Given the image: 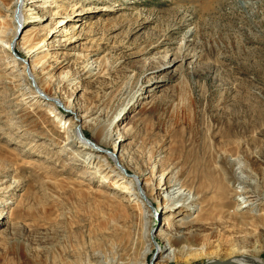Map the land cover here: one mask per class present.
I'll return each instance as SVG.
<instances>
[{"label": "rangeland", "instance_id": "374dc122", "mask_svg": "<svg viewBox=\"0 0 264 264\" xmlns=\"http://www.w3.org/2000/svg\"><path fill=\"white\" fill-rule=\"evenodd\" d=\"M0 2V264H203L229 259L231 246L264 260V0H24L27 23L16 0ZM26 56L41 99L5 74ZM78 115L77 133L67 126ZM119 134L114 166L115 139H104ZM214 137L258 194L245 224L229 216L235 204L220 219L206 206L212 222L188 225L201 207L161 212L167 193L152 189L163 171L172 181L194 174L195 144ZM120 175L128 180L114 186ZM134 181L146 189L140 202L122 200ZM168 220L188 226L171 236ZM163 230L174 249L160 253ZM133 240L123 259L120 245Z\"/></svg>", "mask_w": 264, "mask_h": 264}, {"label": "bare ground", "instance_id": "6f19581e", "mask_svg": "<svg viewBox=\"0 0 264 264\" xmlns=\"http://www.w3.org/2000/svg\"><path fill=\"white\" fill-rule=\"evenodd\" d=\"M21 1H24V0H16V2H17V10H16L17 19H19L23 15L24 21H25V23H27L28 21H26L27 19L25 17L26 14L24 15V11L22 10V3H24V2L21 3ZM0 6H2L4 9L8 8L6 6V4H4L3 2H0ZM9 9H10V7H9ZM18 25L19 24L17 23L16 28H14V32H13L14 36L11 39H14L15 34L17 32V29H18L17 28ZM1 30H3V29H1ZM0 33L2 34V31ZM193 33H194V31L192 29H190L186 33L184 39L187 38V41H188L189 37H191L193 35ZM15 45H16V42L15 41L12 42V40H11L8 43L7 47H8V49H10L11 52H13L15 50ZM181 48H180V50H182ZM34 51H35V48L31 47L27 52L30 53V55H31L34 53ZM188 57H190L189 54H184L182 56L183 59H186ZM22 59L23 60L20 61V60H17V59L12 57L11 61L7 64V66L4 69L6 76L8 77V79L11 82H15V81H18L19 79H22V78H19V76L21 77V75H22V77L24 79L28 80L29 87L32 88L34 95L39 97L40 99L43 98V96L41 94L46 95L45 94L46 92L39 86L36 77L33 75L32 70H31V65H29V63H28L29 59H27V56L23 57ZM177 59H181V56L180 57L176 56L175 60H177ZM164 61L168 62V60L166 58ZM31 75L35 78V82H36L35 84H33L28 77ZM34 89H37L38 93ZM19 93L21 95L22 103L24 105H27V107H28L29 103L31 101V95H30L31 93L29 94L28 91H26L24 89H22L21 92L19 91ZM50 98L44 97L43 100L44 101L50 100ZM65 107H66L65 109L71 108L70 106H68V104ZM68 110L71 111V109H68ZM121 115L122 114H120L117 118L111 120L110 125L112 126L116 121L123 120L124 117L123 116L121 117ZM83 118H84L83 115H78L77 119L76 120L73 119L72 121H70L67 127L69 129L70 128L73 129V127H74L76 129L75 130V132H76L77 129L81 125L79 121L82 122ZM77 133H78V131H77ZM78 136L74 140L76 142H79L80 144H82V146H84L86 149H91V147L87 146L85 143H83ZM221 136H225V135H221ZM113 139H115L114 149H113V151H110L111 152L110 155L113 156V159H114L113 162H116V160L118 159V157H116V152H118V149L120 148L121 142L125 141L127 139V136H123V135L119 134V136L117 138L116 137L114 138L111 135L110 137L106 138V140L104 139V141L107 144L110 140H113ZM215 140H216V138L214 137L213 142L211 143V146L213 148H211V146L209 148L205 141H203L202 143L199 142L198 144H195V146H194L195 158H194V163H193L194 174L188 175L184 181H179V180L172 181L171 178H169V177L165 179L164 178L165 171H163L161 173L160 182L164 181V183H159L157 186L152 188L153 190L155 188H161V189H163V192L167 193L166 197H165V202H164L165 204L162 207L161 212L162 211L163 212L169 211L172 209L173 210L176 209L175 211H181V210H184L187 208H189L190 210L192 208V209H194V212H195L198 207H201V210L198 212V214L193 219H191L190 222H188V225H189V223H190V225H192V224L195 225L196 223H210V222H212V218H211L212 212H210L209 210L207 212H204V210H202V209H204V207L215 205L221 211L222 208H230L232 205L236 204L237 206H236V209L234 210L235 213L229 214V216L234 219V222L236 224L237 223H240V224L247 223L246 219L248 217H246L243 214L242 210L245 207H250V206L252 207V205L254 204V199L256 198L255 196H258V194H257L256 190H254L251 187L252 182H250L242 174V171H241L242 168H241L240 172H237L236 169H233L234 163L230 159V157H228V154L226 152H222V151H220V153H219V151L217 149H215ZM117 141H118V144H117ZM194 143H195V141H194ZM91 156H92V154H91ZM118 164H119V162L117 161L116 164L114 163L113 165L118 166ZM122 166L125 167L124 164ZM100 169H102V168H100ZM172 172H173L172 170L171 171L169 170V173H172ZM135 176H136V174H135ZM153 176H155V174ZM139 179L141 180V178H139ZM127 180L128 179L126 178V176L123 177L120 175L119 178L118 179L115 178L114 181H112V183L114 184V186L120 187V185L123 182H126ZM237 183L240 186L236 187L235 184H237ZM160 184H163V185L167 184V185L165 187H162ZM121 188L124 192L129 194V198H126V196L122 198V200H124V201L138 200L140 202V198H142V195H144V192L146 191L144 186H140L137 181L130 182L127 185H123V186H121ZM145 196L146 197L143 200L147 199V196H148L147 193L145 194ZM236 197H242V200H236L235 201ZM175 202H182V204L178 207L177 206L172 207V205ZM141 203H140L141 206L142 205L144 206V207H142V209H145L144 214L149 213V214H152L153 216H155L157 214V210H155L152 207V204H150V203L148 204L145 201H143ZM251 209H254V207H252ZM220 211L217 210V212H220ZM144 214H143V216H144ZM227 214H228V212L221 211V213H218V217L220 219L221 217L227 216ZM172 225L176 226V228L174 229V233H172L173 235H171V236H175V237H180L182 235L181 233L183 231L182 228L188 226V225H185V221H181V224H176V223H174V221L171 222L168 220V221H164V224H162L161 231H162V227L164 229H166V228L172 227ZM147 233H148L147 237L149 238V242H151L153 247H157V243L154 240V236L152 234V231L148 230ZM162 234H163V238L167 241V243L165 244V247H163V248H162V246H161V248L159 247L160 248L159 250H160V253H165L168 249H174V248H172L171 246L170 247L168 246L169 241L167 239V233L164 232V230H163ZM133 241L134 242H130V243H133L132 245H129L130 243L129 244L127 243V245H124L125 243H122L120 245L122 251H124L123 259L128 260L131 257L132 253H134V250L137 246L134 248L136 240H133ZM231 245H233V243ZM150 250H151V247H147L144 251L141 250V252L144 253V256H147ZM230 254H231V256L229 259L228 258H220L219 256H216V257L208 259V261L203 263V264H264V260H262L261 258H259V257L250 258L248 256V254H246L245 252L240 253L238 250H235V246L230 247ZM246 256H248V257H246Z\"/></svg>", "mask_w": 264, "mask_h": 264}]
</instances>
